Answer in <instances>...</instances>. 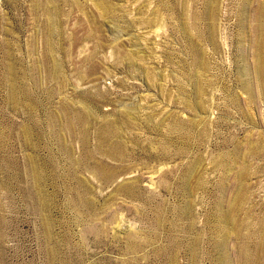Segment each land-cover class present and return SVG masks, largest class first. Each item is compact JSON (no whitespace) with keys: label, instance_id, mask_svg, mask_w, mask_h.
Returning a JSON list of instances; mask_svg holds the SVG:
<instances>
[{"label":"rangeland","instance_id":"1","mask_svg":"<svg viewBox=\"0 0 264 264\" xmlns=\"http://www.w3.org/2000/svg\"><path fill=\"white\" fill-rule=\"evenodd\" d=\"M0 264H264V0H0Z\"/></svg>","mask_w":264,"mask_h":264}]
</instances>
